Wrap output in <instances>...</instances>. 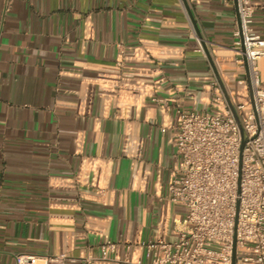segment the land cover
Instances as JSON below:
<instances>
[{"label":"crops","instance_id":"crops-1","mask_svg":"<svg viewBox=\"0 0 264 264\" xmlns=\"http://www.w3.org/2000/svg\"><path fill=\"white\" fill-rule=\"evenodd\" d=\"M237 23L236 0H0V264L108 241L144 261L140 244L178 238L176 109L221 113L222 86L250 100Z\"/></svg>","mask_w":264,"mask_h":264},{"label":"built area","instance_id":"built-area-1","mask_svg":"<svg viewBox=\"0 0 264 264\" xmlns=\"http://www.w3.org/2000/svg\"><path fill=\"white\" fill-rule=\"evenodd\" d=\"M255 10L252 0H237L233 32L237 69L246 73L238 84L251 87L253 101L236 102L230 96L233 112L221 92L216 96L221 113L176 109L173 144L179 167L168 198L185 209L178 238L140 244L144 261L111 257L118 244L108 241L98 257L21 255L18 264H233L234 241L235 264H264V87L259 73L264 37L254 29Z\"/></svg>","mask_w":264,"mask_h":264},{"label":"water","instance_id":"water-1","mask_svg":"<svg viewBox=\"0 0 264 264\" xmlns=\"http://www.w3.org/2000/svg\"><path fill=\"white\" fill-rule=\"evenodd\" d=\"M185 1V0H184ZM186 4V3H185ZM187 5V4H186ZM236 8H237V0H236ZM237 18H238V16H237ZM197 26L195 25V28H196ZM197 29V28H196ZM204 51H205V53L207 54V57H208V60H209V62H210V65L212 66V68H213V70L215 71V73H216V75H217V78H218V80H219V82L222 84V82H221V80H220V78H219V76H218V72H217V69H216V67H215V65H214V62H213V60H212V58H211V56L209 55V52H208V49L204 46ZM223 85V84H222ZM222 89H223V93H224V95H225V97H226V99H227V101H228V104H229V106H230V108L233 110V112H234V109H233V105H232V102H231V100H230V97H229V95H228V93H227V91L225 90V88L222 86ZM249 91H250V100L251 101H253V93H252V90H251V87L249 86ZM234 115H235V117H236V119H237V121H238V124H239V126H240V131H241V136H242V138H243V130H242V128H241V125H240V122H239V119H238V117H237V115L234 113ZM244 144H245V141L243 140L242 141V145H241V151L243 150V147H244ZM236 241H234V257H233V264H235V253H236Z\"/></svg>","mask_w":264,"mask_h":264}]
</instances>
